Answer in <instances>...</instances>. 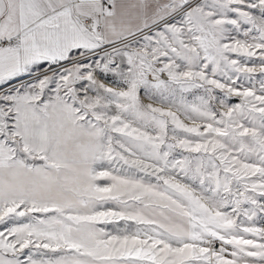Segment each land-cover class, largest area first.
<instances>
[{"label": "snow or ice", "instance_id": "6c2138e0", "mask_svg": "<svg viewBox=\"0 0 264 264\" xmlns=\"http://www.w3.org/2000/svg\"><path fill=\"white\" fill-rule=\"evenodd\" d=\"M0 264H264V0H0Z\"/></svg>", "mask_w": 264, "mask_h": 264}, {"label": "rangeland", "instance_id": "374dc122", "mask_svg": "<svg viewBox=\"0 0 264 264\" xmlns=\"http://www.w3.org/2000/svg\"><path fill=\"white\" fill-rule=\"evenodd\" d=\"M233 102H235V101H233Z\"/></svg>", "mask_w": 264, "mask_h": 264}]
</instances>
